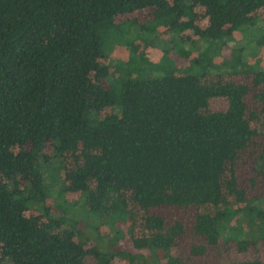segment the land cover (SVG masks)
Wrapping results in <instances>:
<instances>
[{
	"label": "trees",
	"instance_id": "16d2710c",
	"mask_svg": "<svg viewBox=\"0 0 264 264\" xmlns=\"http://www.w3.org/2000/svg\"><path fill=\"white\" fill-rule=\"evenodd\" d=\"M262 50L264 0H0V264H194L262 246L264 197L236 170L248 160L264 184ZM193 209L190 229L168 217Z\"/></svg>",
	"mask_w": 264,
	"mask_h": 264
},
{
	"label": "rangeland",
	"instance_id": "374dc122",
	"mask_svg": "<svg viewBox=\"0 0 264 264\" xmlns=\"http://www.w3.org/2000/svg\"><path fill=\"white\" fill-rule=\"evenodd\" d=\"M152 12H153L152 10H146L143 12H139V13H136V15L133 18H142V19H144V23H145V22H148L149 16ZM196 13H197V17H198V26L200 28H205L208 25V19L204 17V10L202 8H197ZM184 20H186V19H184ZM164 31L165 30H162V32H161L162 36L163 35L167 36L166 32L163 34ZM158 33L160 34V32H158ZM244 36L245 35L243 33L242 34L240 33V34H235L234 38L237 41V43H242V42H244ZM195 39H197V37L192 36V40H195ZM259 48H261V47H259ZM147 49L148 50L145 54H147V56L149 57V59L151 61H156L159 59V57L161 55V52L159 50H156L155 48H147ZM249 50H250V48L247 51H249ZM224 54L226 56H228L230 54V51L225 50ZM260 54H261V51H260ZM115 55L119 56L120 58L125 57L126 53H125L124 48H122V47L117 48V50L115 51ZM261 55H262V58L264 61V50H262ZM192 56L196 57L197 55H196V53H194V54H192ZM170 57H172L173 59L177 60L180 63V60L177 59L173 53L171 54ZM249 62H254L253 56L251 59H249ZM182 63L184 65L178 66V69H181V68H183V66L188 65L189 60L185 59V60H183ZM263 65H264V62H263ZM105 87L106 88L108 87L106 85V83H105ZM214 107H215V109H221L222 105L220 103H215ZM263 124H264V119L262 120V122H260V127H262ZM263 131H264V127H263ZM259 144H261L262 148H264V139L259 140ZM251 150L254 151V153L258 154V152L261 149H259V148L253 149L252 148ZM254 157H255V155L253 156V159H254ZM236 170H237V174H238V178H239L240 187L246 189L248 198H256L258 196L264 197V184H263V182L257 181L255 184H252V182H251V180L255 177V174L252 171V166L248 162V160L245 162V165H240V167H238ZM201 210L202 209L182 210V211L180 210L179 212L173 211V212H170L168 214V217L170 218V220H172L171 216H173V215L176 216L177 220L182 221L186 225V227L188 229H190V227L192 226V222L194 221L195 213L200 212ZM29 214H31V213L28 212L26 215L28 216ZM195 242L196 241L194 239H192L190 237H186V240L183 243L181 242V246H179L180 248H179L177 253L179 255L184 254L187 257L188 256L187 250H188L189 246L194 244ZM236 252H237L236 249L232 248L230 250V253L228 255H224V257L222 259H220L218 257L220 252H215V253L205 257L206 259H202V261L200 259H195V261L193 263L194 264H231V263L237 262L243 258H247L248 256L252 257L255 254L257 256L264 258V244L262 246L260 245L259 247H257V249L254 251L252 249H249L246 252V254L240 255V254H237ZM174 255H176V254L174 253ZM112 264H123V262L119 259H115L112 262Z\"/></svg>",
	"mask_w": 264,
	"mask_h": 264
}]
</instances>
